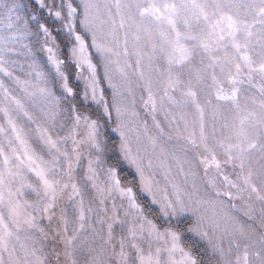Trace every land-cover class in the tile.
<instances>
[{
	"label": "rangeland",
	"instance_id": "1",
	"mask_svg": "<svg viewBox=\"0 0 264 264\" xmlns=\"http://www.w3.org/2000/svg\"><path fill=\"white\" fill-rule=\"evenodd\" d=\"M16 2L26 6L20 10L22 17L26 18L30 12L39 14L41 22L46 23L52 35L56 37L55 46L51 43L49 46L54 47L58 58L67 61L70 46L75 42L63 31H57L61 27L60 23L48 17L46 12L39 10L33 0H16ZM45 2L51 7L54 3H59V0H45ZM93 2L98 5V11L94 12L97 16L94 25L98 33L104 34L102 42L120 52L119 57H109L113 61L119 60L118 65L113 63L109 66V74L112 76L113 83L119 86L121 93L117 97V102L124 110L121 119L125 125L127 145L131 148L133 155L138 152L143 157L145 175L153 178L155 187L159 189L158 198H163L165 195L171 198L174 195L173 186H176L188 203L198 202L196 207L203 217L199 227L208 235L203 237L188 230L195 225V219L184 220L178 227L175 226V222L170 225L168 219L159 212L158 205L152 204L150 197L140 191L139 174L136 168L124 160L119 151L121 139L113 129L120 121L116 120L113 111L111 120L106 124L103 120L101 121L103 126L100 129V135L103 139L104 151L98 152L87 142V128L81 124L75 128V138L78 141H85L79 146L80 160L78 163L74 161L70 177L63 175L58 177L63 182L75 183L80 188L85 205L84 220L79 219V197L69 198L71 188L65 189L58 196L51 213L41 214L35 212L32 207H27L26 211L37 217L36 223L43 232L22 225L11 240L15 246L16 255L23 260L25 251L31 253L32 250H36V256L41 257L44 264H121L117 254L120 252V241L123 239L125 251L130 256L137 255L128 246L134 243L144 250L145 255L149 252L155 255L156 250L159 249L160 264H171L168 253L172 244L171 238L165 236L156 239L154 235H149L147 224L144 225L145 231L141 233L142 221L134 218L136 216L134 211L128 210L127 199L122 198L119 193L113 192L109 195L106 192L101 203V197L93 187V181L87 179L89 160L95 161L99 157V163L93 164L96 170L95 183L107 188L106 169L115 166L118 169L121 186L131 187L137 194V203L144 208V216L157 226L160 233H164L169 227L179 231L180 246L191 252L198 264H224L219 252L213 251V246L223 249L225 258L231 264H264V146H262L264 139L258 138L257 148L246 154L244 168L240 167L239 160H229L219 146L221 142H228L227 138L232 135V126L238 125L239 115L253 112L258 117L264 111L260 107L264 102V93L261 92V88H264V74L253 72L251 81L247 75H243L240 77L242 82L233 85L229 82L230 65L217 64L210 69L209 57L197 49L190 62L171 66L173 77L178 79L179 83L174 88H170L167 82L169 65L159 51L161 41L158 29L161 26L149 24L148 31L140 32H137L135 27L121 29L119 17L113 7L111 14L117 22V40L113 43L110 35L113 25L109 20L108 8L114 0H93ZM158 2L170 3L173 0H158ZM74 6L78 9L80 7L75 0ZM82 19L81 14L78 17L76 31L80 32L88 42V52L92 63L96 65L100 87L104 89L105 97L111 102L112 89L104 78V61L91 46L90 35H87L79 24V20ZM3 23V15L0 14V34L7 36L10 33L3 28ZM29 24L32 26V31H35L34 21H29ZM163 28L170 32L166 24ZM177 28L181 32L185 31L182 21L177 22ZM255 31L258 33L259 29ZM125 34L128 41L126 56L123 49ZM136 35H139V40L136 39ZM40 40L42 42L43 37H40ZM259 40V35L252 40L253 51L257 54L261 52ZM21 43L29 45L35 53L36 62L40 65L38 70L49 74L50 77L51 65L47 60L48 53L41 49L34 37L22 40ZM187 43L190 45V42ZM18 50L22 55L11 57L20 64L13 69L15 75L21 80L35 82V76L29 75L32 72V68L29 67L33 62L32 59L23 55L26 49L21 47ZM217 55L222 57L223 53ZM253 58L257 59L258 56ZM120 68L124 69V75L120 73ZM64 70L68 74L70 86L76 92H82L85 86L84 80L78 78L80 74L75 64H66ZM213 74L225 92H230L233 87L239 89L237 93L239 109L232 104L217 102L215 98L217 86L211 78ZM88 75V70L85 68L82 76ZM5 82L8 83L7 80ZM189 87L197 93L200 107L204 109L203 123L210 151H206L199 141L200 113L194 104L190 101L186 102L187 98L183 95ZM150 91L151 100H154L156 104L155 111L152 110L149 98ZM13 94L22 96L18 89H13ZM55 94L62 97L59 81H57ZM68 104L69 101L62 98L60 107L67 110ZM78 110L85 112L92 119H96L100 113L96 105L87 107L79 105ZM56 120V131L60 136H67L72 132L74 121L70 111L61 112ZM3 122V114L0 113V123ZM161 128L164 130L163 135L160 133ZM191 132L196 133V147L189 144L186 139ZM65 147L71 153L73 147L71 140ZM213 157L219 161V168L214 164L206 166L201 162L202 160L211 162ZM45 159H49L46 154ZM149 160L152 161L151 168L147 167ZM61 167L66 169L67 166L62 163ZM225 176L231 183L225 181ZM246 177L249 178L247 182H245ZM28 179L35 183V178L31 174L28 175ZM253 186L257 189L256 192L252 191ZM228 193L231 195H227ZM22 200L34 204L38 197L32 190L25 189ZM114 206L115 221L112 219ZM4 211L6 215V210ZM49 215L51 219L48 218ZM65 220L67 225L64 223ZM108 224H112L111 240L108 239ZM65 227H67L66 232ZM132 228H135L137 233L135 240H132L129 234ZM66 237L75 238L71 245L66 244ZM245 250H247L246 262ZM180 259L181 254L178 252L171 257V260L175 261ZM28 260L30 264H34V257L29 256ZM130 264H135V261H130Z\"/></svg>",
	"mask_w": 264,
	"mask_h": 264
},
{
	"label": "snow or ice",
	"instance_id": "2",
	"mask_svg": "<svg viewBox=\"0 0 264 264\" xmlns=\"http://www.w3.org/2000/svg\"><path fill=\"white\" fill-rule=\"evenodd\" d=\"M39 10L46 12L48 17L59 22L61 27L58 32L63 31L75 42L70 46L69 58L67 61L56 56L54 47L56 37L46 23L41 22L38 13H29L22 17L20 10L25 5H21L16 0H0V14L3 15V28L9 35L0 34V113L3 114L4 122L0 123V264H30L28 257H34V264H44L41 257L36 256V250L31 253L25 251L24 258L21 260L16 255L15 246L11 243L15 233L19 231L22 225L43 232L39 228L37 217L26 211L27 207H32L35 212L41 214L51 213L55 207L58 196L65 190L71 188L70 199L79 197V219L84 220L85 205L81 190L75 183L63 182L60 176H71V172L76 163L80 160V144L85 141H78L75 138V128L83 124L87 128V142L91 144L98 152H103V139L100 135V129L103 126L101 121L106 124L112 119L113 111L116 120L120 121L113 131L120 136L121 143L119 151L122 158L136 168L139 174L140 191L150 197L151 203L158 205L159 212L168 219L170 225L175 222L178 227L184 220L195 219V225L188 230L197 233L200 236L207 237V233L200 230V222L203 217L199 214L196 203H188L181 195V191L173 186L174 195L169 198L165 195L158 198L159 189L155 187L153 178L145 175V165L143 157L137 154L133 155L132 150L127 145V136L124 130L125 125L121 119L123 108L118 104L117 97L121 95L119 86L113 83L112 76L109 74L111 64H119V60H110L109 57H119L120 52L116 48L102 42L104 34L98 33L94 20V15L98 11V5L93 0H75L79 4V9L74 6V0H59L51 7L45 0H33ZM115 8L116 15L119 17V28L135 27L137 32L148 31L149 24L160 25L158 35L160 38L159 51L166 59L169 65L167 75L168 87L174 88L179 83L174 79L171 72L173 64H184L190 62L197 52V49L207 54L211 69L217 64L227 63L229 67V82L238 85L242 82L241 76L247 75L251 81V74L259 72L264 74V0H173L170 3H159L158 0H114V3L108 8L109 20L113 28L110 33L112 42L116 43V20L112 17L111 8ZM82 14L83 19L79 24L87 35L91 37V46L104 61V78L108 81L109 88L112 89L111 102L105 97L104 89L100 87V78L97 76L96 65L92 63L88 52V42L85 37L76 31L78 17ZM29 21H34L35 31ZM182 21L185 31L181 32L177 28V22ZM167 25L169 31H165L163 25ZM259 29L257 33L255 30ZM150 34V33H149ZM259 35V44L261 52L259 54L253 51L252 40ZM35 38V42L40 44L41 49L48 53L47 60L51 65V76L39 71L40 65L36 62L35 53L29 45L22 44L21 41ZM40 37H43L41 42ZM139 40V35H136ZM190 42V45L189 43ZM127 34L123 44L124 55L127 51ZM27 51L23 55L32 59L31 76H35V82L32 80H21L15 75L14 68L19 67V61L11 59L12 56L22 55L19 48ZM156 47L155 45L153 46ZM223 53V56L217 55ZM254 56H258L254 59ZM139 63V60H137ZM66 64H75L78 78L84 80V89L82 92H76L69 84V77L64 70ZM88 70L89 75L83 77L82 73ZM234 69V72H233ZM223 71V69H221ZM124 75V69H119ZM214 85H216L215 98L218 103L232 104L237 109L240 108L237 93L239 89L233 87L230 92H225L219 85L216 76L212 75ZM8 81L6 83L5 81ZM59 81V88L62 89V97L55 94V88ZM11 85V87H10ZM13 89H18L22 96L14 95ZM264 93V88H261ZM183 95L195 105L200 113L199 141L206 151L208 149V136L205 134L203 123L204 109L200 107L197 100V93L189 87ZM77 97L79 99L77 100ZM62 98L68 100V109L60 107ZM151 100V91L149 92ZM169 99H172L169 97ZM175 103V101H173ZM152 110L155 111L156 104L151 100ZM210 103V101H208ZM96 105L100 113L96 119H92L85 112L78 110V106ZM264 109V102L260 105ZM70 111L74 126L72 132L67 136H60L56 131L57 116L61 112ZM183 118V117H181ZM255 118V119H254ZM159 128V124H157ZM232 135L228 137V142H221L219 146L224 150L229 160H239L240 167L244 168L246 154L257 148V139H264V111L258 117L256 113L248 112L238 117V125L234 124L231 128ZM161 135L164 130L160 129ZM196 133L191 132L186 138L193 147L197 146ZM71 140V153L65 147ZM153 143L155 141L153 140ZM264 146V145H262ZM45 154L49 159H45ZM206 166L214 164L220 167L219 161L213 157L212 161L202 160ZM66 164V169L61 164ZM94 163H99V157L95 161L88 162L87 179L93 181V187L96 188L101 197V203L105 198V193H119L122 198L128 201V210L134 211L136 216L142 221L140 224L141 233L145 231L144 225H149L147 232L154 235L156 239L170 237L172 244L168 249L171 264H198L191 252L186 251L180 246V233L173 230L172 227L165 229L160 233L157 226L144 216V208L137 203V194L131 187H122L118 175V169L115 166L106 169L108 186L97 185L95 183L96 170ZM152 161H148L147 167L151 168ZM31 174L35 178V183L28 179ZM228 181V177H224ZM245 178V182L248 181ZM231 183L230 181H228ZM234 186V185H233ZM25 189H30L36 193L38 200L34 204L22 200ZM252 191L257 189L253 186ZM227 195H231L228 193ZM6 210V215L5 211ZM127 214V212H126ZM51 219V215L48 217ZM112 219L115 221V206ZM67 225V220L64 221ZM83 227V224H81ZM67 227H65V232ZM112 224H108V239L111 240ZM132 240L136 239L135 228L129 230ZM18 239V237H16ZM74 237H66V244L71 245ZM136 252V256H130L125 251V242L120 241V252L117 254L121 264H160L158 259L160 250L157 249L155 255L149 252L144 254V250L139 245L131 243L128 245ZM214 252H219L224 264H231L226 258L223 249L213 246ZM181 254L180 261L171 260L175 253ZM7 254V259H5ZM239 259V258H238ZM247 261V250L244 256Z\"/></svg>",
	"mask_w": 264,
	"mask_h": 264
}]
</instances>
